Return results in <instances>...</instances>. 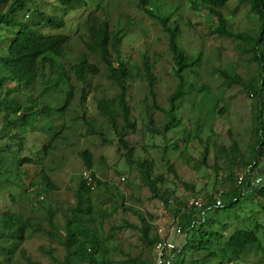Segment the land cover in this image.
Here are the masks:
<instances>
[{
    "label": "rangeland",
    "instance_id": "1",
    "mask_svg": "<svg viewBox=\"0 0 264 264\" xmlns=\"http://www.w3.org/2000/svg\"><path fill=\"white\" fill-rule=\"evenodd\" d=\"M12 1L6 0L2 9ZM143 2L153 17L143 12ZM211 6L205 0H19L9 18L28 24L40 35L66 34L70 42L53 66L40 65L36 79L25 84L10 79L9 93L2 96L8 106L0 107V129L4 127L0 135V264H26L27 258L34 264H62L65 251L49 235V217L59 232L77 208L81 176L90 172L79 156L83 152L91 155V172L100 185L94 192L83 193L78 218L85 231L94 229L106 241L110 259H121L122 251L152 257L139 230L131 226L140 228L144 219L149 238L158 231L171 236L172 229L182 228L180 222L193 213L190 202L199 198L210 220L200 228L225 238L239 230L253 232L261 248L225 258L222 242L217 259H205L207 254L200 253L191 261L264 264V187L248 189L236 208L206 210V197L215 189L235 190L225 178L242 174L256 161L261 174L264 164V93L259 121L255 90L261 87V73L249 52L254 44L215 35L214 19L207 11ZM217 8L230 32L258 40L261 22L248 2L231 0ZM91 15L107 21L121 41L119 55L128 65L127 105L135 119V129L125 135L129 154L119 148L109 119L96 109L99 101L115 104L119 90L107 80L108 70L86 45L84 24ZM162 19H167L168 28L179 29L177 43L189 59L186 86L172 112L170 97L177 80ZM13 36V29H0V56L6 54ZM257 47L264 52V35ZM144 60L154 78L151 92ZM80 62L96 65L98 75L78 76L73 66ZM221 73L232 81L225 82ZM10 75L7 65L0 63V77ZM71 85L74 100L66 112H60ZM45 106L56 113L42 114ZM23 115H30L27 122ZM205 148L209 153L204 165ZM141 162L150 167L151 179L165 202L154 199L142 182ZM168 163L175 165L178 178L167 173ZM193 168L197 172L188 171ZM46 176L56 190L48 188ZM159 178L162 182H157ZM6 213L18 214L20 224L4 228ZM200 214L195 211L192 217L201 218ZM184 235L183 230L181 236L173 237L180 247L186 241ZM195 235L198 245L202 237Z\"/></svg>",
    "mask_w": 264,
    "mask_h": 264
},
{
    "label": "trees",
    "instance_id": "2",
    "mask_svg": "<svg viewBox=\"0 0 264 264\" xmlns=\"http://www.w3.org/2000/svg\"><path fill=\"white\" fill-rule=\"evenodd\" d=\"M5 1L6 0H0V29L11 28L13 29L14 36L13 40L7 45L6 54L0 56V63L7 65L11 73L9 77H0V107L8 106L7 101L4 100L2 96L9 93V88L6 84L8 81H10V79L17 84H25L36 79L39 74L40 65L50 64L53 66L55 59L60 57L65 52L70 42V37L66 34H53L49 36L40 35L28 24L17 22L9 18L10 14L15 13V9L19 0H13L4 10L2 9V5L5 3ZM75 1L80 2V0ZM205 1L212 5L211 7L207 8V11L214 19L213 32L215 35L225 38L250 41L254 44V47L250 49L249 52L251 53L253 59L256 60L261 73V76L259 77V79H261V87L260 89L255 90V94L258 96L259 102L257 105V111L259 115L258 119L261 121V112L263 107L262 99L264 93V52L259 50L257 46L262 43V37L264 35V0H239L242 3L248 2L250 7L257 11V14L259 15L261 31L260 36L256 41H253L250 37L242 34L235 35L227 29V20L217 7H222L231 0ZM145 4V2L142 3L143 12L147 16L153 17L152 12L145 8ZM41 15L43 14L41 13ZM160 23L168 35V48L173 60L172 73L177 80L176 89L170 97L169 111L172 112L175 108V102L182 97L183 90L186 86L184 74L187 65L189 64V59L177 43L178 35L180 33L179 29L168 28L167 19L160 20ZM84 25L88 38L86 42L88 49L95 53V55L101 61V64L108 70L109 75L107 76V80L113 83L119 90V96L115 104L99 101L97 103L96 109L102 116L109 119L113 133L118 139L119 148L124 150L126 154H129L130 151L125 139V135L127 131H132L135 129V119L130 112L129 106L127 105L128 87L126 80L129 71L128 65L119 55L121 41L111 32L107 21L99 18L96 15H91L86 20ZM113 55L117 56L115 61H113ZM113 63H115V65ZM143 69L148 88L151 92L154 78L151 74L147 60H144L143 62ZM73 70L81 78H84L86 73H89L93 76H96L99 73L96 65L88 64L86 62H80L74 65ZM221 76L225 82L232 81L224 73H221ZM233 80L235 81V79ZM73 100L74 87L71 85L69 91L67 92L66 103L59 111L66 112ZM81 104H84V91L81 97ZM54 113H56V111H54L52 107L45 106L42 109V114L44 115H50ZM29 118L30 115L22 116V119L25 122H27ZM167 128L168 127L164 129V132L167 130ZM3 133L4 127L0 129V135ZM90 133L95 135L94 131H90ZM208 153L209 149L205 148L203 154L204 165L206 164ZM79 156L84 161L86 168L90 171L92 183L90 185L87 184L83 175L81 176V187L77 194L78 206L66 219L65 227L62 231H55L56 228L55 224L53 223V217H49L51 232L48 233L50 237L54 238V241L65 251L62 264H155V244L163 238H168V235H161L158 231L154 237L149 238V226L146 224L144 219H141L140 228L134 226H131V228L134 230H139L142 235V240L147 246V255H152L153 259L150 256H144L141 252L124 251L121 252V259H110V249L107 246L106 241L102 240L96 234L94 229L85 231L83 223L80 222V219L78 218L79 214L83 212V193L94 192L97 184L99 186L100 183L97 182L95 175H93L91 172V155L88 152H83ZM180 163L184 165V160H182ZM254 163L259 164L260 162L256 161ZM138 167L142 182L147 186L152 197L161 202H165L160 197L161 194L156 188V183L151 179V171L148 164L146 162H141L138 164ZM188 171L197 172V169L193 168ZM167 173L172 175L174 178H178L177 169L172 163H168ZM261 174L263 175V171H261ZM239 175L240 174L238 173H235L234 175L231 174L225 178L226 181H224L225 183H233V185L236 186V181ZM46 180L48 188H52L53 190L57 189L47 176ZM157 182H162V179L159 178ZM248 183L249 182L247 179L241 188L235 187V190L230 192L221 188L215 189V191H213L214 194L211 193L206 197V203L209 204V207H212V205L215 204V195L219 194L220 191H224L225 194L223 200L226 205L225 208H236V206L240 204L239 202H241V198L245 197V195L249 192L248 189H253L252 187H249ZM200 197L203 198V196ZM234 199L237 200L235 203H233ZM191 209L193 210V213H195V211H201L200 216H202L201 218L194 219L192 217L193 213L191 212L183 219V221L180 222L185 234L183 237L186 241L181 252L177 255L174 264H199L198 261L192 262L191 260L192 256H198L200 253L207 254L205 259H217L219 249L222 248L220 247L222 242L224 243L226 249L225 253L227 254L224 255L225 258H228V256H240L241 254L247 252L249 248H261V242L257 235L253 232L239 230L234 232V234H232L230 237L225 238L224 235L215 230L208 231L200 228V226L202 227V224L206 225L210 220H206L205 214L203 215L202 210L196 209L195 207H191ZM20 221L21 219L19 218L18 214L6 213L4 228L12 229L15 225H19ZM118 228L121 229L124 227L119 226ZM195 234H200L202 237L198 245L194 243V237L196 236ZM222 262L223 259L221 263ZM26 264L34 263L27 258Z\"/></svg>",
    "mask_w": 264,
    "mask_h": 264
},
{
    "label": "built area",
    "instance_id": "3",
    "mask_svg": "<svg viewBox=\"0 0 264 264\" xmlns=\"http://www.w3.org/2000/svg\"><path fill=\"white\" fill-rule=\"evenodd\" d=\"M263 166V175L258 173L260 170V164L254 163L250 165L242 174H240L236 181V188H241L244 182L248 179V185L252 188H263L264 187V164ZM84 180L87 184L92 183L90 172L83 173ZM224 191H220L219 194L215 195V204L212 207H208L206 210L210 211L212 209H223L225 208V203L223 200ZM237 200L234 199L233 203ZM192 207L196 209L203 210L205 208V202L202 199H193L190 202ZM204 215V212H203ZM183 233L182 228L174 227L172 229V235L168 238H163L155 244V264H174L177 258V255L181 252L184 246H179L175 243L173 237L181 236ZM161 234V231H159Z\"/></svg>",
    "mask_w": 264,
    "mask_h": 264
}]
</instances>
